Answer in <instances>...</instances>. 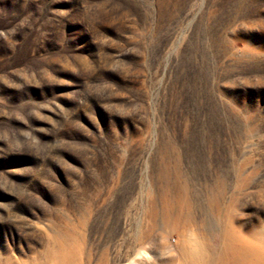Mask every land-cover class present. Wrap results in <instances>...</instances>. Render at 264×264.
<instances>
[{
	"label": "rangeland",
	"instance_id": "rangeland-1",
	"mask_svg": "<svg viewBox=\"0 0 264 264\" xmlns=\"http://www.w3.org/2000/svg\"><path fill=\"white\" fill-rule=\"evenodd\" d=\"M0 264H264V0H0Z\"/></svg>",
	"mask_w": 264,
	"mask_h": 264
}]
</instances>
